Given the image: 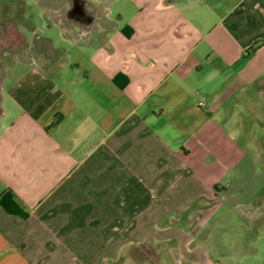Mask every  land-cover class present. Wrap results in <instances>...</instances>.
<instances>
[{
    "label": "crops",
    "instance_id": "obj_1",
    "mask_svg": "<svg viewBox=\"0 0 264 264\" xmlns=\"http://www.w3.org/2000/svg\"><path fill=\"white\" fill-rule=\"evenodd\" d=\"M55 9L65 45L0 56V264H229L223 205L264 198V0Z\"/></svg>",
    "mask_w": 264,
    "mask_h": 264
},
{
    "label": "rangeland",
    "instance_id": "obj_2",
    "mask_svg": "<svg viewBox=\"0 0 264 264\" xmlns=\"http://www.w3.org/2000/svg\"><path fill=\"white\" fill-rule=\"evenodd\" d=\"M66 2L67 0H0V34L1 39H4L0 45V56L3 53L8 57V53L13 52L14 43L11 39H15L14 34L18 30L23 39H57L55 45L59 48L65 45L67 26L59 22L60 9L55 8ZM29 20L35 25V30L29 26ZM13 23L17 26L16 31L12 28ZM69 28L77 29L76 26ZM70 50L75 53V49ZM11 70L6 68L7 77ZM10 75L12 79V71ZM241 198L238 195L230 197L221 210L230 213L228 219L215 221L214 226L222 227L218 236L231 248V251L224 254L217 253V258L229 264H264V198L256 204L235 203Z\"/></svg>",
    "mask_w": 264,
    "mask_h": 264
},
{
    "label": "trees",
    "instance_id": "obj_3",
    "mask_svg": "<svg viewBox=\"0 0 264 264\" xmlns=\"http://www.w3.org/2000/svg\"><path fill=\"white\" fill-rule=\"evenodd\" d=\"M254 50V47L251 45L247 50L244 58H247L249 54ZM0 204L4 206L6 210L12 213H19L20 207L18 202L16 201L14 194L11 190L6 191L0 196ZM26 215V214H24Z\"/></svg>",
    "mask_w": 264,
    "mask_h": 264
},
{
    "label": "built area",
    "instance_id": "obj_4",
    "mask_svg": "<svg viewBox=\"0 0 264 264\" xmlns=\"http://www.w3.org/2000/svg\"><path fill=\"white\" fill-rule=\"evenodd\" d=\"M202 103V102H201Z\"/></svg>",
    "mask_w": 264,
    "mask_h": 264
}]
</instances>
